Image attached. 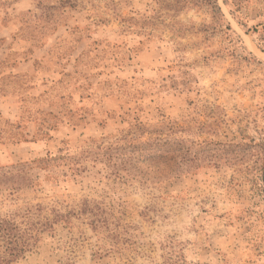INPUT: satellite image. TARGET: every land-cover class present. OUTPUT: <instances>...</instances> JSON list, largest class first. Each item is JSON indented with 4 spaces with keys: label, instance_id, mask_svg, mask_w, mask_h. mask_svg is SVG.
Returning a JSON list of instances; mask_svg holds the SVG:
<instances>
[{
    "label": "rangeland",
    "instance_id": "obj_1",
    "mask_svg": "<svg viewBox=\"0 0 264 264\" xmlns=\"http://www.w3.org/2000/svg\"><path fill=\"white\" fill-rule=\"evenodd\" d=\"M206 1L0 0V218L37 236L13 264H264L238 167L162 176L107 150L134 118L215 107L217 142L264 135V0Z\"/></svg>",
    "mask_w": 264,
    "mask_h": 264
},
{
    "label": "trees",
    "instance_id": "obj_2",
    "mask_svg": "<svg viewBox=\"0 0 264 264\" xmlns=\"http://www.w3.org/2000/svg\"><path fill=\"white\" fill-rule=\"evenodd\" d=\"M206 4L219 9L217 0H207ZM227 30L232 28L228 26ZM259 48L264 53L263 43H259ZM223 112L219 107L212 108L206 116L208 121L203 122V115L196 110L183 124L166 116L155 125L134 118L122 139L126 144H116L107 150L117 156L116 167H126L134 161H155L162 167V176L184 177L195 175L203 168L238 167L257 199L252 214L264 216V135L257 139L242 130L240 140L217 142L214 137L227 125ZM145 135L150 138L142 141ZM36 241L30 222L24 227L15 218H0V264H13L22 259Z\"/></svg>",
    "mask_w": 264,
    "mask_h": 264
}]
</instances>
